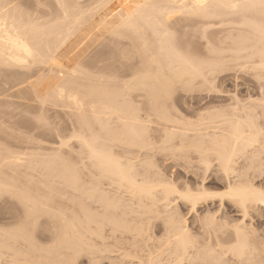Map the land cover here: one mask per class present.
<instances>
[{
	"label": "bare ground",
	"instance_id": "6f19581e",
	"mask_svg": "<svg viewBox=\"0 0 264 264\" xmlns=\"http://www.w3.org/2000/svg\"><path fill=\"white\" fill-rule=\"evenodd\" d=\"M10 1L0 0V64H1L0 69L2 70L3 67H5V69H3L4 72H2L1 70L0 72L3 74L4 73L7 74V76L9 74L8 77L6 76L1 77L0 75L1 79L4 78L3 80H0V127H3L2 129L3 131L0 130V137L3 135L4 137L8 138L7 136L8 134L13 133V135L11 134V136H14V132L16 134L15 125H17L18 127V123L16 121L14 122L13 119L15 120V117L19 116L20 115L19 113H21L22 111L23 112L28 111L26 114L32 113L33 115L32 114L30 115L33 116L32 118L34 119L36 118L34 121H35L36 126H38L39 120L42 121L43 118H46V115H45L46 113H44V110H43L45 109L43 108V106L46 103H49L50 104L49 106H51L50 109H49V106H47L45 110L46 112H48L47 110L55 111L59 109V111H63L64 116H66L65 113H67V115L70 114L71 117L75 116L78 119V121H81L80 122L81 125L79 124V122H76L77 120H75L74 123L73 122L72 123L70 122V123L73 124L74 127L75 125L77 127L80 125L81 127L79 126L77 129L81 128L80 131L83 130V133L85 129H82V127L86 128L87 131L90 130L88 131V133L89 132L91 133L92 129L96 128L95 129L96 131L94 130L95 132L92 131L93 133L91 134L89 133V135L87 134L88 138L90 136L89 140L87 136L79 137L78 135L81 134L79 131L77 132L78 135L76 137H79L77 140L79 142L81 141L82 143V144L80 143L81 146H80L79 151H81L82 149L81 147L83 146L87 150L86 157L89 159V161L90 160L92 161L91 165L87 167L90 168L93 165L94 166L93 168L98 169L96 170L97 172H99L100 170L102 174H100L99 177H101L102 180L109 181L108 179H103L102 178V175H103L104 178L114 179L118 182V189H117L118 190V197H117L118 205L115 204L117 205L116 207L115 206L113 207L114 204L110 205V203H113L114 201H116L114 199L116 198L115 196L114 198H111L112 201L114 199V201L112 202L108 199L110 198L109 197L110 195L107 198L106 196L108 194L105 195L106 191L104 190L105 192L104 193L102 191L103 189L100 188L101 186H99V188L96 189L98 186V183H100L101 181V179L99 181L98 175H95L98 177L97 179L98 183L96 182V180L95 181L93 180L92 183L95 182L97 184L94 183L92 184L94 186L91 185V188L96 186L94 188V192L95 190L96 192H98V190L100 192V189H102L101 190L102 193H100L99 195L101 194L105 195L104 197L110 201L108 203L109 206H111V209H109V211L112 210L113 208L112 212H114L116 211L114 208L117 209L118 207V215H117L118 219H115L114 215L112 216V214L114 213L110 211L112 213L111 214L109 211L106 210L105 205L107 204L103 205L104 209L102 208L104 210L103 211L104 214L102 217H105V218L111 217L112 219L114 218L113 221L114 220L118 221V223L116 222L118 224V242H120L121 240L124 241L125 239L123 240L122 237H125L127 234L129 233L135 234V232L137 234L138 231L142 232V234L146 236V234L144 233H146L147 231L149 232L150 226H153L155 223H157L156 221H158V224L160 222V224L162 225L161 232L164 233V238L162 239L163 241L162 243H160L161 242L160 240V242H158L157 246L155 245V247L153 243H151L153 246L152 245L150 246H152L153 251L152 249H150L151 248L150 246H148L149 250L146 249L147 252L149 253L147 254L143 253L145 252L144 249H142L144 250L143 252L140 251V253H143V256L144 254L145 255L149 254L147 257L140 256L141 254L137 250H135V252L133 250L132 252L134 253L132 255L131 251L127 253V251H122L120 249L123 252L122 253L123 255H120V256L122 257L124 256V257L119 258V259H122L123 261L121 262L119 260L120 262L119 264H125L124 261L128 262V260H123L125 259V257H127L128 259L131 258L129 260L136 259L137 261L134 260V264L135 263L137 264H264V237H263V233L262 235L259 234V228H261V226H263L262 224L264 223V220L263 221L261 220L262 212L264 213V171L259 170V165L260 164L263 165L262 163H264L263 162L264 154H262L264 153V142H261L260 145L256 144L259 146L255 148L254 150L252 149L253 147L251 146L252 144L255 145V142L258 141L257 139H259V137L260 139H264V136L263 138L261 137L262 131H260L261 133L259 132L260 134H258L257 129L261 130L260 124L258 123L259 126L258 128H256L257 127V126L255 127L256 122L254 123L252 121V118H251V122L254 123L255 128H250L249 130L250 132H251V129L253 131L257 130L256 134L258 136L255 135V132L254 133L251 132V134L253 133L251 136V134L246 132L247 130L244 131L245 123H247L246 124L247 127L248 126L251 127V125H253V123L249 125L251 122L249 121L248 123V120H247L249 119L248 117L250 116V115L249 116L247 115V112L249 113V109H252V107L250 106L251 108L249 107L247 109V106L245 104L246 108L244 109H245V112L247 109V112L244 113V115L246 114V116H244L243 119L244 118L246 119L247 116L248 117L246 119L247 122L244 119L245 120V121L243 120L244 124L243 123L241 124V122H243L242 118L240 117L239 119V117H237L240 114H238L237 108H236L237 112H235L236 110L234 107L235 106L238 107V105L240 106L244 105V103L236 104L235 101L237 102L238 100H237V97L235 96V99H232L234 100L232 101L233 104L231 103L232 105L231 104L229 105L233 108L234 113L232 112L229 113L230 109L232 111L231 107L227 111L228 114L231 115V118L230 116L226 114V112H223L222 110L221 111L219 110V111L221 113L222 112L225 113L226 115L224 114H223L224 116L219 115L220 113L218 114V112H217L218 115H213V113H211L212 115H210L209 111L211 109L209 110L207 109L209 117L204 116L205 118L203 117L204 118L202 119L203 121H201V118L199 117L200 119L198 120L200 121L199 122L196 121L197 125H199V123L201 122L206 123L204 127H200L204 123H202L199 126L196 125L197 128L200 127V129L199 130L197 129V132H196V134L198 133L197 137L195 136L194 132L190 134V131H188L187 129L191 137L193 135L196 137V139L199 137L198 138L199 140L197 139L198 141L195 139L194 136H193L194 141H193V138L192 140H190L188 137H186V135L183 136L186 130L182 129V132L183 130L185 131L183 134L181 133L182 136L185 139L188 138L190 140V144H188L189 140L188 141L184 140L185 143L183 142V140H181L184 138H179L180 139L179 142H183V145L187 144V146H191V143L193 145V142H194L197 144V145L194 144L195 145L194 148H192L194 145L192 147L181 145V148L179 150V147H178L180 146L179 144L175 145L178 147L177 149V147L172 146L175 143L172 142V145H168L166 143L168 147L172 146L170 149L175 148L176 151L175 150L173 151V149L172 150L167 149L168 147L166 145H165L167 147L166 149L162 148L161 151H159V149H156L157 146L156 147L154 146V148H148L149 149V150L147 149L148 152L141 153L142 159H139L140 152H136V151L133 152L135 154L139 153L137 155H134L131 153L134 146L138 147V149L141 150L143 148H147L148 146H152L153 142H151L150 144L147 142V139H148L147 135L148 137L150 136L148 133H146L148 129L146 130V128L142 124V121L140 122L139 115L137 116L138 113L136 111H138L139 109L137 108V110L134 111L133 109H136V108H133L131 106H135V104L131 105L132 103H130L131 106L129 105L130 99L131 100L133 99L132 98L133 92L135 93L141 92L145 95V97H147V100L148 99L150 100V101L148 100L149 102L148 101L147 102L148 104L151 103L150 105H151L152 111L154 110L159 115H163V113L166 111V114L163 116L168 117L167 115L170 113L167 111V109L164 111V109L166 108V107L164 108V106H165L166 101L168 104L169 99H170V103L171 101H173L174 98L172 99V96L174 95V92L177 89L175 88L177 84L179 86L180 84L181 85L189 84V86L194 87L195 85H193V82L194 81L197 82V79H198L200 81V84L203 86V90H209V89L213 90V88L215 89V87H212V86L210 88L207 87L208 89L207 88L204 89V87L207 86L206 84H208V86L209 84H212L213 80L215 79L214 74L215 73L217 74V71L221 72L222 70L224 71L228 68V67L226 68L224 64L225 61L227 60H228L227 62L229 63L231 61L234 64L233 65L231 63V65L233 66H236V65L237 67L238 65L241 66V69L244 66L247 67L248 65H250V67L257 69L259 70V72L262 73L264 71V0H52V1H55L53 6L56 5L55 7L57 8L56 10L55 7H53L54 13H56L57 15L60 14V16L54 15L52 11L51 15H54L53 16L54 19L52 20H50V18H48L47 16L48 14L50 16L49 12H46L45 14L47 15L44 14L45 16H42L43 14L40 15L41 14L40 12L43 13L45 11L44 8H43L44 11H42L41 9H38L39 14L36 12L38 16L40 15L39 16L40 18L37 15L35 17V14L32 15L30 12L27 11L30 15L34 16L35 20L32 16L31 17L33 19L30 18L28 13L26 14L25 9L23 10L26 16H24L25 14L24 12H22L23 11L22 8L26 6L21 7L22 4L19 5L20 7L18 8L19 10L17 11L15 10L17 8H14L17 5L16 4L13 5V3L15 2L12 3ZM43 1L45 2V4L48 5V3L46 2L47 0H43ZM39 2L40 0H38V2L36 0L34 7ZM43 6L45 7V5ZM51 6L52 5H50L49 8ZM36 7L41 8L39 5H37ZM14 10L17 13H15ZM35 11H32V12L34 13ZM21 12L23 14H21ZM18 13L20 15H18ZM46 16L47 18H45ZM180 35L181 37L183 35L185 36L184 40H186V38L188 37L187 35H190V37H188L190 39L195 38L193 36H196V37L198 36L199 37L198 39L201 38L199 41L204 42V45H201L202 47H204V48H201L203 54H201V56L199 55L200 57L198 55H194L193 53L195 51L193 52V48L192 47L190 48V45H191L190 41L192 39L191 40L187 39V41H185V44H182L181 42H183V40H181L180 42L178 41V39L179 38L181 39V37L177 38V36H180ZM188 41L190 45L189 44L186 45ZM189 48L191 51H189ZM198 50L200 49L198 48L197 51ZM227 62H226V65L228 64L227 66H229V63ZM32 64L33 65L38 64L37 66L39 67L43 66V68H46V70L40 69L41 72H39L40 70L38 72L41 75V77L40 75H38L40 78L37 77V79L40 81L45 77L41 82L44 83L45 81L46 84L44 83L43 85L42 83L37 82L38 80L36 78H35L36 79L35 81L33 77L32 79L34 80V82H32L33 81L32 79H30L32 80L31 82H28L29 70L26 71L27 77L23 75L26 73H21L23 77L28 78V80L26 79L27 83L24 81L25 79L23 80L22 78H19V80L21 79L23 81L21 80L16 81V79L20 76L19 75L20 73L18 72L19 74H17L16 72L17 69H13L12 67H16L18 68V70L20 68L19 71H21V69L23 68L27 69L28 67L33 66ZM10 68H12L13 72H10L12 71ZM93 69L94 70L96 69L97 71L96 70L94 71ZM24 70L22 71L24 72ZM89 70L93 71V73H91ZM105 71L108 73L107 80L113 79L111 81H114V79L116 78L118 80L117 81L118 85H116L117 82L114 83L110 81L111 83H114V84L110 83V86H108L107 84L108 82H106L104 84L105 85L107 84L108 88L105 87V85L102 83L103 80L104 81L106 80V79H103L105 78L104 76ZM53 73H56V74L53 75ZM101 74H103V78ZM257 75L259 76L258 79H261V77L264 78V76H261V74L259 75V73ZM201 85H198L199 86L198 88H200ZM185 86L182 85L183 88H185ZM186 88L188 89L189 87L187 86ZM23 92H28L27 95L29 97L32 96L31 101H30V98L28 100L35 104V105L33 104V107L31 104H30L31 106L29 105V102H25V103L23 102V100L27 101V99L26 100L24 99L26 94L24 93L25 96H23ZM143 94H141V97H143L144 99ZM130 96L131 98L128 99ZM134 97H136V94H134ZM240 101H238V103ZM250 102L251 101H249L248 103ZM28 106L31 108H29ZM226 107H228V105ZM205 108H208V107H205ZM209 108L214 109V111L213 110L212 111L216 113L215 108H213L212 106L211 107L209 106ZM13 110H15L16 114L19 112L18 115H15ZM148 110H149L148 112H151L150 109ZM223 110H227V109H223ZM204 111L206 112V110ZM56 112L58 113V111ZM205 112L204 114L207 115V112L206 113ZM239 112L241 113V107H240ZM242 113L241 115H243ZM40 114H42V116H45V117L40 119V117H42L40 116ZM12 115H15V116H12ZM30 115L28 116L26 115L25 117L29 118ZM159 115L155 117H158ZM4 116L5 117L7 116V120L8 122H11L12 126H10L9 124H8L9 126L5 124L3 120ZM21 116H23V114ZM112 116L115 117L114 121L116 123L119 122L121 126L119 124L118 125L120 127L118 126L117 128L116 123L113 124L114 122L110 119V117L112 118ZM259 116L261 117V114ZM9 117L12 119L9 120L8 119ZM75 117L71 118L72 121L75 119ZM91 117L94 119V120L92 119V121L98 122V124L100 125L98 126L100 128L96 127L97 123L96 125H93L95 124V122H91V119H90ZM166 117L165 119H167L168 121L171 115L169 118H166ZM32 118H29V120L31 121ZM87 118L90 121H87ZM162 118L163 117L160 118L159 116L158 120L159 119L161 120ZM116 119L118 121H116ZM219 119L220 121H218ZM11 120L13 121V124ZM27 120L28 119H26V121ZM253 120H256V119H253ZM26 121H22V124L20 123L19 125H22L24 127V124H26L25 127L27 126L29 131L33 132L34 131L33 129H35V124H33L34 123L33 119H32V123L29 122L31 123L30 124L31 126L27 125ZM109 121H112L113 125ZM162 121H164V119ZM23 122H26V123L23 124ZM90 122L91 124L93 123L92 125L95 127L93 128V126L90 125V128L88 129ZM108 122L110 124H107ZM167 123H170V121ZM194 123L195 122H193V125L195 126ZM191 124L192 123L190 122V125L187 124V126L189 127L191 126ZM109 125H112V126L109 127ZM225 125L228 126L229 129L225 127ZM4 126L6 127L5 128L6 130H8L7 128H9V130L10 128H12L13 129L12 131L14 132L12 131L11 132L8 131L10 133L4 132L6 131L4 129ZM28 126L32 127L33 129L32 128L31 129L33 131H31V129ZM42 126L44 125L42 124L41 126L39 125L38 127L43 128ZM113 126L115 127L112 129ZM23 127L20 126V130H23L25 128ZM247 127H245V129L249 128ZM27 128L25 129V131L27 130L28 132ZM39 128H37L38 130L35 129V131L38 132ZM98 128H99L98 131L101 130L103 132V135L101 134L102 133L101 131H100L101 133L97 131ZM115 128H117L118 131L115 130ZM201 128L203 129L201 130ZM72 129L75 130L76 127ZM163 130L166 131V128H164ZM76 131L77 130H75L73 133H75ZM21 132L22 131H20L19 134H16V135H21ZM37 132H33V135L31 133V135L33 136L32 138H35V140L33 139L34 141H36L38 137V135H36ZM97 132L98 134L100 133L101 136L100 134L97 135ZM83 133L81 135H83ZM104 133L107 136H109L108 138H110L111 136L109 140H111L112 142L115 141V143H117V140H118L119 145L123 146V148L125 146L122 145V143L127 145L126 146L127 149H128V146L129 147L133 146V148H129L130 151L127 150L126 153H123L121 150L123 148L119 149L121 147L119 146L118 149L121 150V152L118 150V160H116L117 156L116 158H114V154L112 155V153H110L111 149L109 148L110 147L109 145H107L108 146V149L106 148L107 150L104 149L106 147L105 142L106 144L107 143L110 144V141L108 140L107 136L105 138H107V141L109 142L103 141L104 136H105ZM177 133H180V131H177ZM24 134L23 136L25 137L26 135L27 136L30 135L29 133L27 134L24 133ZM75 134L71 136L75 137ZM85 134L86 133H84V135ZM35 135L37 137H35ZM164 135H166L167 138L172 139L171 134H168V135L163 134V136ZM177 135L178 134L175 133V136L178 138ZM23 136H21L22 137L21 140L25 138ZM93 136L95 137V139L97 138L95 144H94L95 139H93L94 138ZM102 136H103L102 138L103 140L101 139V142L104 145L100 144L101 143L100 141H98L99 143L97 142V140L100 139L98 137H102ZM173 136L174 135H172V137ZM28 137H26L24 141H26ZM11 138L15 139V136L10 137V139ZM29 138H31V136ZM91 138L93 139L92 141H90ZM173 138L175 139V137ZM12 139L10 140L11 142L14 141V139L13 141ZM17 139H20V138L18 137ZM5 140L6 138L4 139V143H5ZM31 140L29 141V143L26 142V144L30 146L31 142L33 141ZM10 141L9 143L7 142L8 143L7 146L10 145L11 143ZM34 141L32 142V144L35 143ZM18 142L16 143V141H14L13 143H11V146H13L14 143L16 146H18L19 143L21 144V142L19 143ZM37 142L35 144L36 145L38 144L37 148L39 147L38 149L40 152V146H39L38 139H37ZM162 142L163 143L161 144H164L165 139H163ZM1 143L4 144L3 139ZM61 143L63 144V142ZM61 143L59 144L62 145ZM97 143L98 145H102V147L98 145L96 146ZM177 143L178 141L176 142V144ZM2 144H0V146ZM23 144H25V142ZM36 145L33 146L35 148H31L32 149L31 151L26 150L27 149V146H26L25 151H27V153L21 151V149L24 150L23 147L25 145L23 147H20L21 146L20 145L17 148V151L18 149L21 148L19 150L20 152L15 151L16 150L14 149L15 146L13 147V151H12L11 146L8 147L11 149H8L9 151H7V153H5L6 151L4 150H0V152L2 151L4 153V155L2 153H1L2 155L0 154V206L4 204L6 205V207L1 206L2 210H4L3 208L8 209L9 206H12L9 208L10 210H6V212L4 210L2 213L3 215L6 214L5 216L8 215V217H4L5 220L2 219L3 221H0V225L3 226V227L0 226V248L3 246L4 247L7 246L6 244H8V246L11 244L12 245L19 244V247H20V244H22L24 246H22L21 248L17 247L16 245L17 249L19 250L21 249L22 251L25 249H28L27 252H30L29 249L31 248L33 250L42 251L45 247L47 248L48 245L43 247V249H41L42 245L37 244V241H41V240H37V239L38 238L40 239L41 235L39 234L40 233L42 234V232L45 230L42 227H44L46 223L47 225L45 226V228H47V230L50 231L49 236H51L52 234L53 237L49 238L46 235L47 230L44 231L43 233L44 235L47 236L48 240L51 239L52 241L54 238L57 239L55 249H58V248L61 249V247H63L62 249H64L65 247L68 248L69 246H70V249H72L77 244L80 246L82 242L83 243L81 245L83 246L84 244H86L84 242L85 237H83L82 238L83 240H81V242L79 243L81 237L78 236V233H80V231L83 230V227H88L86 225H89L90 222L91 223L95 222V219H97L98 217L96 218V215L94 217V213H95L94 212L92 214L93 215L92 217H94L95 219L92 220L93 221L92 222L90 215H89L91 214V211L89 210L87 211L85 209L84 211L85 212L87 211L89 213L88 214L89 217L86 214L87 218L86 217L84 218L85 212H81L84 215V216L82 215L83 216V222H82V219L79 218L81 216H77L78 210L80 211L79 208L78 210H76L77 212L75 211L76 214L72 215L71 212H68L73 216L72 221L75 219V216L77 219V220L75 219L76 221L81 220V222L78 221V224L80 223L81 226H83L82 229L79 227L81 229L80 231H79V228H77L80 224L78 226L75 225L77 226L76 227L77 232L79 231L77 233L75 232L76 228L74 226V224H77V223H73L70 220L71 215L68 216L69 217L68 218L65 215L66 214L65 212H61L63 209H60V207L57 208L53 206V204L49 206L50 204L46 203L48 197L47 199L43 198L46 196L45 194L44 196L41 195L43 191H40V189L44 191L48 188H53V190L55 188L57 189V186L54 188L55 186L54 183L56 182L58 183V181H56L58 180V177L56 176V174L59 176L60 181L62 180L66 182L64 176L62 177L63 175L62 173L66 174L63 171L66 169H64L65 164L59 165V163L57 162L58 164L57 166H60L61 168L59 167L60 171L58 170L60 174L56 172L55 176L57 179L55 180L56 182H54L53 174L55 173V171L53 173L51 171L52 175H50V169L56 170V171L58 169V167L55 168L54 166L55 162L52 160L53 157L55 158L56 154L52 152L53 154H55L54 156L52 155L53 157L50 159L51 161H53L52 162L53 164L49 160L48 161H45L44 159L38 160L39 152L36 148ZM63 145L66 147L65 141ZM63 145H62V148H63ZM2 147L4 149L7 148L6 145H2L1 149H3ZM162 147L164 146L162 145ZM249 147L252 149L251 151L253 152L246 151V149ZM84 148L82 152L84 151L85 153L86 150H84ZM151 149L153 150L156 149V152L159 151L158 153L160 152L164 153V151L165 152L173 151L171 152L173 156L176 155L174 153H178L176 156L183 155L179 157H182V158L189 157L188 160L190 161V163L186 160V162L189 164V165L187 164L188 166L192 165L191 163H193V160H194V163H193L194 165L195 163H198L196 164L197 166L196 169L194 167V170L197 172L200 171L201 173L199 175L200 180L198 179L197 177L198 174L196 172L193 175L195 176V174H197L196 178L198 179L199 183L196 182L197 179L196 181L194 180L192 181V177H191V182H190V177H189L187 179H184L185 181L183 180L184 181L183 183L179 181L180 183H182L179 186L178 178H180V176L179 177L177 176L178 178L175 176L171 177V174L170 176L169 175L166 176L167 174L165 175V173H163L162 171L163 169H161L160 165H158L157 162H154L156 160L154 159H153L154 161L150 160L152 155L151 157L149 155H146L147 153L150 154L149 152ZM36 150L38 153L36 152ZM124 150L125 149H123V151ZM143 150L145 151L146 149H143ZM28 151H30V154H28ZM82 152H80L79 154L80 157H81ZM181 152L182 154H180ZM246 152H248L247 156L244 155V153ZM56 153L58 155L59 151ZM171 153L165 156L168 157L171 155ZM130 154L131 156L133 155V157L128 156ZM260 154L263 156V159ZM84 155L85 154H83L82 156ZM191 155H194L195 157L192 159L193 156L191 157ZM241 156H245V158L243 157L244 160L246 161L248 160L249 162L245 163L243 161V163H241V160H243L241 159L239 161ZM257 156H259V158L261 159L259 160L258 158H256ZM56 158H55V161L58 160V159L56 160ZM154 158H155V154H154ZM174 158L172 157L171 159L173 160L178 159V157H176L175 159ZM190 158L192 159V161ZM62 159L59 158L58 160L60 164L64 162L67 164L66 165L67 168L70 167V169L68 168L69 171L67 172L68 173L67 176L65 175L67 177L68 184L70 182L69 179L71 178L73 174L72 176L73 179H71L70 184L66 187L67 191L71 192L70 190H72L73 192L75 188H72V189L70 188L68 190V187L76 186L77 183H75L74 181L78 179L77 177L75 178V175L77 173L79 174L80 172H78L79 169L78 171L75 169L73 171L72 168L74 167L71 164H69L71 165L69 166L68 163L65 161H62ZM255 159L257 160V163H258V160L262 163L257 164ZM42 160L45 163L48 162L46 166L47 165L50 166V164H52L50 167L48 166L50 169L46 167V169L44 170V172L46 170L49 171V172L46 171V174L49 173L47 174L48 175L47 179L49 178V180L51 181V178L53 177L52 183L54 185L51 184V187H49L50 181H46L45 179L46 182H44L42 179L41 181L44 182L43 184V182L40 181L41 178L39 179L38 177L30 176V172L32 170H33V173H35L34 174L35 176H39L38 173L40 172V169H38L39 172L37 173V167L42 164L43 162ZM84 160L86 161V159ZM24 162L27 163L25 165L27 166L29 165L28 167L30 166L32 167V170L30 172L28 171L29 177L26 174L27 172L25 174L20 173L21 166L26 167L23 165ZM90 162L88 164H90ZM237 162L241 163V165L237 164ZM45 163L43 165H45ZM177 163L175 162V164ZM84 164L81 169L83 168L86 169L85 167L88 164H86L85 167H84ZM184 164L186 165V163ZM43 165L41 166L43 167ZM185 165H184V168L187 166ZM237 165L238 167H236ZM239 165L242 166V168L244 169H242L241 167L239 168ZM62 166L64 167L63 169H62ZM26 168L25 169L21 168V172L24 173L27 170ZM237 168H239V170H237ZM189 169L192 170L193 167L192 168L186 167V169L184 170L188 171ZM69 172L71 173L70 177H68ZM19 173L22 174V176H19L21 178L18 177ZM41 173L42 172H40V175ZM78 174L76 176H78ZM49 175L51 176V178L49 177ZM23 176L24 178L25 177H28L30 179L32 178V183L33 182L35 183L32 184L31 182H29L28 178H25L28 180L27 182L24 178L22 179ZM91 176L93 175H90V177ZM33 178L34 179L37 178L40 184H43V186L45 185V183L49 182L48 188L47 187H45L46 189H44L43 187L41 188V185H38L39 182L37 184V182L34 181ZM61 178H64V179H61ZM23 180H25L28 183L27 187H26V183ZM180 180H182V178H180ZM19 181H23L24 184L20 183ZM62 181H61V184L63 183ZM82 181H85V180L80 179V182ZM116 181L112 182L111 180L113 184H115L114 182ZM29 183L31 184L29 185ZM88 183H90V181H88ZM88 183L84 184L85 187L86 185H88L87 193L89 192L88 189H90ZM65 184H62L63 187L66 186ZM58 185H60V182ZM81 185L83 184H80V186ZM38 186H40V189L38 188ZM80 186L76 187L79 189L77 191H80L82 189V187L81 189L79 188ZM220 187L222 189H220ZM211 188L220 189V192L219 191L215 192L216 191L215 190L214 191L215 193H214L211 190ZM62 191H65V189ZM83 191L84 190L82 189L81 192ZM55 192L56 190L52 193L51 192L48 193L47 196L51 195L49 196L48 201L51 202L52 198L50 199V197H53L54 194H59ZM69 192H66L67 194L64 192V194L68 195ZM75 192H76V189H75ZM81 192L80 194L82 195ZM84 192L86 193V191ZM94 192H92L91 190L90 195H88V197H87V193L86 195L84 196L82 195V196L87 197V198L85 197V200L88 198L90 200L94 194L95 195L97 194ZM60 194L55 195V196L60 197ZM73 195L74 194H72L71 196ZM99 195L95 196V198L98 197ZM62 196L65 197L63 193L61 197ZM74 197H76V206H77L78 196H74ZM101 197H102V200L101 198L99 199V197L98 199L96 198L99 201V203L97 204L100 205L101 204L100 201L101 202L105 201L106 203L108 202L107 199L105 200L103 199V196ZM8 200L10 201L14 200L13 205L12 203L8 205V202H10ZM83 200L81 198V200H79V203L81 202L83 203ZM177 200L179 201V203L181 201L183 202L184 205H187L188 207L183 206L182 204L183 207L189 209V212L197 213L200 210L203 212L202 213L200 211V216H198L197 219H196L197 217L196 216L195 220H193V222L194 221L198 222V224H196L195 222L193 223L197 225L194 228L195 232L194 233L191 232L193 234L189 232L190 229L191 230L193 229L187 226V220L185 219L186 217L182 218L180 213L176 210L177 205H179V204H176ZM71 204L73 205V202ZM217 204L219 205L218 207L220 208V210L225 209L226 211L223 210L220 214H218V212H216L218 208L217 210L213 209V211L215 210V212L217 213V215L214 216L216 213L215 212L213 213L211 210ZM86 208L88 209V207ZM230 211L234 212V214H238L240 217L239 219V217L237 216L239 221L236 219L237 221L234 222L235 224L234 223L232 224L234 220L230 219L231 217H228L229 215L228 213H230ZM105 213H110L111 215L106 216ZM45 216L47 217L48 221L46 220L45 221L46 223L43 224L41 222L43 219L41 220V218L46 219ZM99 216L101 217V215ZM84 219L86 220L84 221ZM87 220H89V222ZM108 220L110 221L111 219L103 218L104 223L107 222ZM100 221L98 222L101 223ZM103 221H102V224H104ZM109 221L107 222V224L109 223ZM129 221H131V225L127 224ZM134 221L137 223H135ZM82 223H85V224L82 225ZM96 223H95V227H96ZM138 223H140L141 225H139ZM158 224L156 225L158 226ZM137 225H139V227H137L138 231L134 232V229L136 228L135 226ZM102 226L103 225H99L100 227L99 229H101ZM227 227H229L232 230L230 234H227V229H226ZM87 229H85V233L87 232L86 231ZM97 229L95 228L96 231ZM132 229H133V232H131ZM156 229L158 230L160 228H156ZM93 231H94V228H93ZM151 232H152L151 234H153V230ZM163 233H162V236H163ZM83 234L82 235L80 234V235L85 236ZM155 234L157 235V233ZM101 235L99 236L102 238ZM136 236L139 237L140 235L137 234L135 235V237ZM194 236L198 238H195ZM77 237L80 238V239L78 238L79 241ZM135 237L133 241L136 239ZM146 238L145 239L143 238L142 240L144 241V243H146L145 242ZM147 239L151 240L150 237ZM195 239H197L198 241H195ZM149 240H146V241H149ZM142 241L139 242L138 240L136 243H138L139 245ZM157 241L156 239L154 241L152 240L154 244H156L155 242ZM52 242H54L53 243L54 245L51 243L49 245V248H51V245L52 247L55 246L56 240L55 241L53 240ZM120 244L118 243V245ZM131 244L130 246H127L128 249L129 247L133 248L134 245H137V244H134L133 246H131ZM37 245L41 247L38 248ZM78 245L76 246L77 248H82V247H79ZM140 245L135 246V247H139V250H140V247L142 246ZM8 246L5 247L6 250H8ZM85 246H87V244ZM120 246L122 248V246L124 247L125 245H120ZM4 247H3V251H4ZM10 247L11 246H9V249L11 250L15 246H13V248L12 247L10 248ZM76 247H74V249H77ZM145 247L148 248L147 246ZM49 248L47 249V251L46 249H44L46 254H44V250L42 252H37V253L39 254L43 253L45 256L46 255L50 256V258L54 260V257L51 256L54 250H52V248L51 249ZM141 248H143V246ZM17 249L15 250L16 255L18 254ZM32 249H31V252L33 251ZM65 250H69V248ZM77 250H80V249H77ZM88 250L89 248L88 249L86 248V250L85 248L81 249V251H87V253H88ZM123 250L125 249L123 248ZM130 250L132 249L130 248ZM20 251H19V255H21ZM136 251L140 254L139 255L140 257H138V255L135 254L137 253ZM25 252L23 254H25ZM66 252L67 251H65V253ZM80 252L78 251L73 252V256L75 253L79 254ZM119 252L118 254H120ZM33 253H35V251H33ZM33 253L31 254L33 255ZM59 253L60 252H58V255ZM69 253H71V251ZM69 253H67V255H69ZM84 253H81V254L83 255ZM19 255L17 256V258L19 257ZM28 255L23 256L27 258V260L25 259V261H28ZM32 255L31 257H29L30 258L29 261H31L33 258L37 259L35 255L32 258ZM12 256L13 258L16 257L14 255ZM22 256L19 258L24 260ZM60 256L61 255H59L58 257ZM9 257L11 260V256ZM17 258H14V260ZM144 258H147V259L144 260ZM36 259L33 260L34 264H37L39 262V257H38V260ZM60 259L64 261L63 258H60ZM40 260L46 261L45 259L43 260L42 258ZM62 260H60L58 263L62 264L63 263ZM57 262L56 264H58ZM15 263H16V260H15ZM25 263H28V262H25ZM31 263L33 262L31 261ZM40 263L43 264V262H39V264ZM67 263L75 264L74 261L67 262ZM67 263L65 262V264ZM11 264H13V262ZM17 264H19L18 261H17ZM127 264H133V263L129 261V263Z\"/></svg>",
	"mask_w": 264,
	"mask_h": 264
},
{
	"label": "rangeland",
	"instance_id": "374dc122",
	"mask_svg": "<svg viewBox=\"0 0 264 264\" xmlns=\"http://www.w3.org/2000/svg\"><path fill=\"white\" fill-rule=\"evenodd\" d=\"M7 1H10V0H7ZM34 1L36 2V0H14V1L12 0V1H10V2H12V3L15 2V3H13V5H14V4L17 5V6L14 7V8H17V9H15V10H17V11L19 10V9H18V8L20 7L19 5L22 4L21 7L26 6V7L22 8V10L25 9V10H26V11H25L26 14H27L28 12H30L32 15L35 14V17H36V15H37L36 12L38 13V9H41L42 11L45 10L43 13L40 12L41 10L39 11V12L41 13L40 15L43 14L42 16L47 15V14H45V13H46V12H49V13H50V16H49V14H48L47 16H48V18H50V20L54 19V17H53L54 15H57L56 13H54V9H53V7L56 6V5L53 6L54 3H55V1L47 0V1H46V2L48 3V5H47V4H45V2H44L43 0H42V2H41V0H40V2L37 3V5H39L41 8H39V7L37 8V7H36L37 5L34 7V5H35V2H34ZM16 2H18V3H20V4H18V3H16ZM33 2H34V3H33ZM37 2H38V0H37ZM50 3H51V4H50ZM11 5H12V4H11ZM43 5H45V7H44ZM50 5H52V6H51L52 8H51V7L49 8ZM46 6H48V7H46ZM36 8H37V9H36ZM43 8H44V10H43ZM45 8H46V9H45ZM34 9H35L36 11H35ZM51 9H52V10H51ZM55 9L57 10L56 7H55ZM58 9H59V8H58ZM15 10H14V12H15ZM22 10H20V11H22ZM46 10H47V11H46ZM27 11H28V12H27ZM32 11H35V12L33 13ZM52 11H53L54 15H51V14H52ZM22 12H24V10H23ZM22 12H21V14H23ZM25 12H24V14H25ZM56 12H57V11H56ZM59 12H60V11H59ZM15 13H17V12H15ZM26 14H25L24 16H26ZM38 14H39V13H38ZM44 14H45V15H44ZM58 14H59V13H58ZM18 15H20V14L18 13ZM18 15H17V16H18ZM28 15H29L30 18H32V17L34 18V16L30 15L29 13H28ZM40 15H39V16H40ZM31 16H32V17H31ZM37 16H38V15H37ZM39 16H38V17H39ZM42 16H41V17H42ZM47 16H46L45 18H47ZM57 16H60V14L57 15ZM19 17H21V16H19ZM55 17H56V16H55ZM21 18H23V17H21ZM33 18H32V19H33ZM39 18H40V17H39ZM39 18H38V19H39ZM34 20H35V18H34ZM47 21H48V20H47ZM177 34H178V33H177ZM177 34H175V35H177ZM185 34H186V33H185ZM185 34H184V35H185ZM175 35H174V37H175ZM178 35H179V34H178ZM184 35H183L182 37H181V35H180V36H177V38H178V37H181V39L179 38L180 40L178 39L179 42H180L181 40H183V42H181L182 44H185V41H187V39H190V38H188V37H190V35H187L188 37L186 36L187 38H186V40H184V38H185ZM193 37H195V38H191L192 40L190 39V40L192 41V42L190 41V44H191L192 46L189 44V41H188V43L186 42V43H187L186 45L189 44V45H190V48H191V47L193 48V52L195 51V52L193 53L194 55H198V56L200 55V56H201V54H203L201 48H204V47H202L201 45H204V42H203V41H202V42L199 41L201 38L198 39V38H199L198 36H197V37H196V36H193ZM182 38H183V39H182ZM190 48H189V51H191ZM198 48H199L201 51H200V50L197 51ZM194 49H195V50H194ZM198 52H199V53H198ZM191 53H192V52H191ZM198 56H196V57H198ZM200 56H199V57H200ZM225 60H226V59H225ZM229 60H230V59H229ZM227 61H228V60H227ZM227 61H225L224 64H225L226 68H227V67H228V68H227L226 70H224V71L222 70L223 72H222V71H221V72L217 71V74H216V73L214 74V75H215V79L213 80L212 84H209V86H208V84H206L207 86L204 87V89L207 88V87L210 88L211 86H212V87H215V89L213 88V90H212V89H209V90H203V86L200 84V81H199L198 79H197V82H196V81L193 82V85H195L194 87L189 86V84H188V85H187V84H182L183 86L186 85L185 88H186L187 86H188L189 88L191 87L190 89L193 88L192 90H190L189 88H188V89H187V88H186V89L183 88L181 84H180V86H179L178 84L175 86V88H177L178 90L176 89L177 92H176V90H175V92H174L175 97H174V95L172 96V99L174 98L173 101H171V103H170V99H169V100H168V104H167V101H166L165 106H164V108L166 107V108L164 109V111L167 109V111L170 113V114H168V112H167V114H168L167 116H168V117H166V116H165V117H166V118H169L170 115H171V117H170V119L172 118L171 120L169 119V120L167 121V119H165V117L163 116V115L166 114V111L163 113V115H159V114H158L157 112H155L154 110H153V111H154V112H153V111H152V108H151V105H150L151 103L148 104V102H149L150 100L148 99V100H149V101H148V100H147V97H145V95H144L143 93H141V92H137V93L133 92V95H132V96H133V97H132L133 99H132V100L130 99L131 96H130L129 98L126 97V98L130 99V101H129V105H130V103H132L131 105H134V104H135V106H131V105H130L131 107L136 108V109H133L134 111L137 110V108L139 109L138 111L141 110L140 112L136 111V112L138 113L137 116L139 115L140 122L142 121V124L144 125V127L146 128V130L148 129V130H147L148 132L146 131V133H148L150 137H148V135L146 134V135H147V138H148V139H147V142H148L149 144H150L151 142H153V145L151 144L152 146H148L147 148H143V149H146V150H147L148 148H154V146H155V147L157 146V147H159V148L156 147V149H159V151H161L162 148H163V149H164V148L166 149V148L168 147V145H172V142H173V143H175V144H173L172 146L177 147V146H175V145H178V144H179L180 146H178V147H179V150H180L181 145H183V142L185 143V141H186V140L188 141L189 139L192 140V138H193V141H194V137H195V136L197 137V135H198V133L196 134L197 129L199 130L200 127H204V126H205L206 123L201 122V123H199V125H201L202 123H204V124H202L203 126L201 125L200 127L197 128V127H196V125H197V122H196V121H198V122L200 121V120H198V119L201 118V121H203L202 119L205 118L204 116H206V117L208 116V117H209V114L212 115L211 113H213V115H218V114L220 113L219 115H222V116H224V115L227 114V115L230 116V118H231V115H229L227 111H228L229 108L231 107V106H229V105L232 103V101H234V100H232V99H235V96L237 97V100H238V101L241 100L239 103H238V101H237V102L235 101L236 104H243V103H244V105H241V106L238 105V107H236V106L234 107L235 110H236V108H237V110H238V114L241 115V113L243 112V113H242L243 115H241V116L238 115L237 117H239V119H240V117H241V118H242V121H243V120L245 119V118L243 119V117L246 116V114L244 115V113H246V112H247V109L251 106L252 109H249V113H250V114L247 112V115H248V116L250 115L249 117L247 116L249 119H247V117H246V119L248 120V123H249V121L251 122V118H252V121H253L254 123L256 122V123H255V124H256L255 127L257 126L256 128H258V126H259V124H260V127H261L260 129H261V130L257 129V130H258V131H257V130L254 129L255 131H253V130L251 129V132H253V133L255 132V135H257V134H256V131L258 132V134H260V133H261L260 131H262L261 137L263 138V136H264V130H263V128H264V122H263V121H264V78L261 77V76H264V73H263L264 71H263V69H262L263 72L261 73V72H259V70L250 67V65L247 66L249 69H248L246 66L242 67V69H241V66H239V65H238V67H237V65H236V66H233L234 64H233L231 61H230V63L227 62ZM226 62L229 63V66H227L228 64L226 65ZM231 63H232L233 65H231ZM32 65H33V64H32ZM34 65H36V64H34ZM34 65L28 67L27 69H26V68H23V69H21V71H19L20 68H19V70H18V68H16V67H12L13 69H17V71H16L17 74L20 73L19 75L21 76V77L19 76V77L16 79V81H20L21 79L19 80V78H22L23 80L25 79L24 81L27 83L26 79L28 80V78H29L28 82H31V81L33 80L32 77H33L34 80L36 81L37 77H39L38 75H40V74H39V72H41L40 69H45V70H46V68H43V66H40V67H39V66H37L38 64H37L36 66H34ZM0 66H1V64H0ZM230 66H231V68H230ZM35 67H36V68H35ZM38 67H39V68H38ZM236 67H237L238 69H237ZM0 68H1V67H0ZM12 68H10V69L12 70ZM30 68H31V69H30ZM54 68H55V67H54ZM224 68H225V67H224ZM243 68H244V70H243ZM3 69H5V67H3ZM3 69H2V70L0 69V70H1L2 72H4ZM24 69H26V70H24ZM56 69H57V68H56ZM58 69H59V68H58ZM230 69H231V70H230ZM234 69H235V70H234ZM240 69H241V70H240ZM246 69H248L249 71L246 70ZM22 70H24V72H23ZM28 70H29V72H28V78H26V77H27V76H26V75H27L26 71H28ZM30 70H31V71H30ZM39 70H40V71H39ZM45 70H44V71H45ZM93 70H94V69H93ZM95 70H96V69H95ZM95 70H94V71H95ZM242 70H243V71H242ZM14 71H15V70H14ZM32 71H33V72H32ZM38 71H39V72H38ZM44 71H43V72H44ZM89 71H90V70H89ZM89 71H88V72H89ZM96 71H97V70H96ZM237 71H239V72H237ZM260 71H261V70H260ZM10 72H13V70L10 71ZM16 72H15V74H16ZM18 72H19V73H18ZM46 72H47V71H46ZM90 72L93 73V71H90ZM21 73H26V74H23V75H25L26 77H23V76L21 75ZM44 73H45V72H44ZM44 73H42V74H44ZM95 73H96V72H95ZM220 73H221V74H220ZM258 73H259V75L261 74L260 77H261V79L263 78L262 80H261V79H258V77H259V76L257 75ZM4 74H5V73H4ZM4 74L0 72L1 77H5V76L8 77V76H9V74H8V76H7V74H5V75H4ZM54 74H56V73H53V75H54ZM89 74H90V73H89ZM110 74H111V72H110ZM110 74H109V75H110ZM36 75H37V76H36ZM91 75H93V74H91ZM101 75H102V78H103V74H101ZM256 75H257V76H256ZM43 76H45V75H43ZM43 76H42V78H43ZM104 76H105V78H103V79H106V80H105V81L103 80L102 83L104 84V83L108 82V83H107L108 86H110V83H111V82L116 83V82L118 81L116 78L114 79V81H111V80H113V79H109V80H107V78H108V73H107L106 71H105ZM30 77H31V78H30ZM40 77H41V75H40ZM40 77H39V78H40ZM35 78H36V79H35ZM42 78H41V79H42ZM44 78H45V77H44ZM44 78H43V79H44ZM109 78H110V77H109ZM256 78H257V79H256ZM3 79H4V78H3ZM3 79L0 78V80H3ZM30 79H32V80H30ZM43 79H42V80H43ZM23 80H21V81H23ZM34 80H33L32 82H34ZM37 80H38V79H37ZM42 80H41V81H42ZM41 81L38 80L37 82L42 83ZM110 81H111V82H110ZM257 81H258V82H257ZM259 81H260V82H259ZM44 83H45V81H44ZM44 83H42V84L44 85ZM114 83H111V84H114ZM196 83H197V84L199 83L198 85H201V86H200L201 89L198 88L199 86H198ZM45 84H46V83H45ZM107 84H106V85L104 84L106 88H108ZM116 85H118V82H117ZM193 85H192V86H193ZM196 85H197V86H196ZM117 87H118V86H117ZM181 87H182V88H181ZM175 88H174V89H175ZM117 89H118V88H117ZM181 89H182V90H181ZM207 89H208V88H207ZM107 90H108V89H107ZM118 90H119V89H118ZM120 91H121V90H120ZM24 93L26 94V96H25ZM27 93H28V92H23V96L26 97V98L24 97V99H25V100L27 99V101H24V100H23V102H24V103H25V102H29V105L31 104L32 107H33V104H34V103L30 102L32 96L29 97V96L27 95ZM175 93H176V94H175ZM134 94H136V97H134ZM141 94L144 95V99H143V97H141ZM27 96H28V98H27ZM29 98H30V101L28 100ZM124 98H125V97H124ZM172 99H171V100H172ZM250 99H251V100H250ZM125 100H126V99H125ZM252 100H253L254 102H253ZM131 101H132V102H131ZM147 101H148V102H147ZM247 101H248V102L251 101V102L248 103ZM127 102H128V100H127ZM241 102H242V103H241ZM209 103H210L211 105H210ZM235 103H234V104H235ZM261 103H262V104H261ZM166 104H167V105H166ZM232 104H233V103H232ZM232 104H231V105H232ZM236 104H235V105H236ZM245 104H246V106H247L246 112H245V109H244V108H246V107H245ZM26 105H28V104H26ZM31 105H30V106H31ZM34 105H35V104H34ZM45 105H46V106H45ZM45 105L43 106V108H45V109H43V108H42V109L44 110V113H46V114H45V115H46V118H43V117H45V116H42V114H40V116H42V117H40V119L43 118V120H42L43 122H42L41 120H39L40 123L37 121L38 124H39L40 126H41L42 124L44 125V126H42L43 128L40 127L41 129L38 127V126H39L38 124H37L38 126H36L35 121H34L36 118L34 119V118H32L33 116L30 115V114H32V113H30V114H26L28 111L23 112V111L21 110V111H22L21 113L18 112V111H20V110L17 111L20 115H19V116H16V117H15V120L13 119V121H14V122L16 121V122L18 123V127H17V125H15V126H16V130H15V131H16V134H19V132L22 131V132H21V135H16L15 132L12 131V130H13L12 128H10V130H9V128H7L8 130L5 129V128L7 127L8 124H9L10 126H12V125H11V122H8V120H7V116H6V117L4 116V119H3V118H2V119L4 120L5 124H7L6 127L4 126V129L6 130V131H4V132H8V131H10V132H11V131L14 132V136H15V139H16V140H15V139L13 138L14 141H16V143L19 141V142H21V144L18 142V143H19L18 146H16L15 143H14V145L12 144L13 146H11V143L14 142L12 138H11V139H12L13 142L10 141V140H11L10 137H14V136H11V134L13 135V133L8 134V135L5 133V134L8 136V138H7V137H4V136L2 135V136L0 137V138H1V139H0V140H1V141H0V144H2V143H1V142H2V139H3V143H4V139L6 138V140H5V143H6V144L4 143V144H2V145H6L7 148L4 149V148L2 147L3 149H1V146H2V145H1V146H0V150H4V151H6L5 153H7V151H9L8 149H11V148H12V151H13V147L15 146V147H16V148L14 147V149H16L15 151H16V152H20L19 150H20L21 148L18 149V151H17V148H18L20 145H21L20 147H23V146L25 145V146L23 147L24 150L21 149V151L27 153V151H25V149H26L25 147L27 146V149H26V150H30V151H31V150H32L31 148H35V147H33V146L36 145L35 143L37 142V139H38V141H39V146H40V152H39V149H38L39 147L37 148V145H38V144L36 145V148H37V150H38V152H39V153H38L37 150H36V152L38 153V160H39V159H44L45 161H48V160L51 161L50 159L56 154V156H57V158H56V156H55L56 160H57V159L59 160V158H60V159L63 158L62 161H65V162L68 163V165L71 164V165L74 167V168L71 167V168L73 169V171H74V169L77 170V171H78V169H79L78 172H80V173H79V174L77 173L78 176H76L77 174L75 175V178L77 177V179H78L79 181H78V180H76V181H78V182L74 181L75 183L78 184V186H80V184H83V185H81L79 188L81 189V187H82V189H83L84 191H86V193H87V186H88V185H86V187H85L84 184H87L88 181H90L91 184L88 183V184H89V187H90V189L92 190V192H94V188H95L96 186H95V187H92V188H93V189H92V188H91V185L95 183V182H94V183H92V182H93V180H94V181L96 180V182H97V181H98L97 179H98L99 175L102 174V173L100 172V170H99V172H97L96 170H98V169H97V168H93V167H94L93 165L91 166L93 169H92L91 167L88 168V167L91 165L92 161L90 160V161H91V162H90L89 159L86 157V155H87V150H86L83 146L81 147V148H82L81 151H79V150H80V146H81L82 143H81V141L79 142V141L77 140L80 136H84V137H86L87 134L89 135L90 132L88 133V131H90V130L87 131L86 128L82 127V129H85V130H84V133H86V134L84 135L83 130L80 131L81 128L77 129V128L81 125V124H80L81 121H78V119H77L75 116H72L73 118L75 117V119L72 121V119H71L72 117H71L70 114L67 115V113H65L66 116H64L63 111H59V109H57V110H55V111H53V110H47L48 112H46L45 110H46L47 106H49L50 104H49V103H46ZM148 105H149V106H148ZM227 105H228V107H226ZM252 105H253V106H252ZM136 106H137V107H136ZM144 106H145V107H144ZM167 106H168V107H167ZM209 106H210V107L212 106L213 108H215V109H216V113H214V112H213L214 109L209 108ZM215 106H216V107L218 106L217 108H219V109H217ZM242 106H243V108H242ZM28 107H29V106H28ZM149 107H150V108H149ZM205 107H208V108H205ZM222 107H224V108H222ZM240 107H241V113L239 112ZM251 107H250V108H251ZM261 107H262V108H261ZM14 108H15V107H14ZM14 108H12V109H14ZM29 108H31V107H29ZM50 108H51V106H49V109H50ZM52 108H53V107H52ZM231 108H232V107H231ZM12 109H11V110H12ZM16 109H17V108H16ZM16 109H15V110H16ZM53 109H54V108H53ZM148 109H150L151 112H148V111H149ZM207 109H208V110L211 109V110H210L211 112L209 111V114H208ZM223 109H227V110H223ZM15 110H13V111H14V114H15V115H18V113H17V114L15 113ZM43 110H42V111H43ZM146 110H147V111H146ZM204 110H206L207 115L204 114V112H205ZM212 110H213V111H212ZM219 110H220V111L222 110L223 112H226V114L223 113V112L221 113ZM237 110H236L235 112H237ZM251 110H252V111H251ZM51 111H52V112H51ZM56 111H58V113H57ZM250 111H251V112H250ZM60 112H61V113H60ZM64 112H66V111H64ZM136 112H135V113H136ZM206 112H205V113H206ZM217 112H218V114H217ZM230 112L234 113V112H233V108H232V111H231V109L229 110V113H230ZM261 112H262V113H261ZM53 113H54V114H53ZM154 113H155V115H154ZM232 113H231V114H232ZM22 114H23V116H21ZM50 114H51V116H50ZM151 114H153V115H151ZM200 114H201V115H200ZM202 114H203V115H202ZM223 114H224V115H223ZM236 114H237V113H236ZM258 114H259V115L261 114V117H260ZM15 115H12V116H15ZM26 115H27V116L30 115L29 118H32V119H33V121H34L33 124H35V129L39 128V131H38V132L35 131V129H33L32 127H30V126H31L30 124L32 123V119H31V121H30L28 117H27V118L25 117ZM32 115H33V114H32ZM69 115H70V116H69ZM148 115H149V117H150V115H151V117L149 118ZM157 115H159L160 118H161V117H163V118H162L161 120L159 119V120H160V121H159V120H158L159 116H158V117H155V116H157ZM12 116H10V117H12ZM146 116H147V117H146ZM10 117L8 118L9 120L12 119V118H10ZM17 117H18L19 119H18ZM24 117H25V119H24ZM47 117H48V118H47ZM66 117H67V119H66ZM69 117H70V118H69ZM88 117H89V116H88ZM199 117H200V118H199ZM203 117H204V118H203ZM258 117H259V118H258ZM5 118H6V120H5ZM13 118H14V117H13ZM38 118H39V117H38ZM114 118H115L114 116H112V118L110 117V119L114 122L113 124L116 123V122L114 121V120H115ZM228 118H229V117H228ZM228 118H227V119H228ZM230 118H229V119H230ZM262 118H263V119H262ZM23 119H24V120H23ZM26 119H28L29 121H28V120L26 121ZM44 119L47 120V121H45ZM90 119H91V122H95V121H92V119H93L92 117H91ZM163 119H164L165 122L162 121ZM246 119H245V120H246ZM253 119H256V120H253ZM3 120H2V121H3ZM18 120H19V121H18ZM75 120H77L76 122H79V124H80L78 127L75 125V127H76L75 130H77V131L75 132L76 134L73 133L75 130L72 129V128H75V127H74L73 124H71L72 122L74 123ZM93 120H94V119H93ZM172 120H173V121H172ZM174 120H175V121H174ZM245 120H244V121H245ZM247 120H246V122H247ZM11 121H12V120H11ZM13 121H12V124H13ZM20 121H21V122H20ZM22 121H26V122H27V125H30V126H28V127H29L30 129L32 128V129L34 130V131H33V130L31 129V131H33V132H37L36 135H38V137L35 135V137H37L36 141H34L35 138H32V137H33V136H32V135H33V132H30L29 129L27 128V126L25 127L26 124H24V123H26V122H23L25 128H24L22 125H19L20 123L22 124ZM44 121H45V122H44ZM87 121H90V120L87 118ZM112 121H109V122L112 124ZM116 121H118V120L116 119ZM166 121H167V122L170 121V123H167ZM171 121H172V122H171ZM218 121H220V119H219ZM240 121H241V120H240ZM244 121L241 122V124H242V123L244 124ZM29 122H31V123H29ZM41 122H42V124H41ZM70 122H71V123H70ZM91 122L89 123L88 129L90 128V125L93 126V125H96V123H97L96 127H99V126H100V125L98 124V122H95V124L92 123L93 125L91 124ZM109 122H108L107 124H110ZM173 122H174V123H173ZM188 122H189V123H188ZM190 122H191L192 124H191V126H189V127H190V128H189V127L187 126V124L190 125ZM193 122H195V123H194L195 126L193 125ZM253 122H251L249 125H251ZM17 123H15V124H17ZM53 123H54V124H53ZM221 123H223V122H221ZM221 123H220V124H221ZM254 123H253V125H251V127L248 126L249 128L246 126L247 123H245V127H247L248 129H245V127H244V131L247 130L246 132L249 133V134H251V132H250L249 129H250V128H255V127H254ZM258 123H259V124H258ZM46 124H48V125H46ZM113 124H112V125H113ZM118 124H119V122L116 123L117 128H118V126L120 125V124H119V125H118ZM185 124H186V125H185ZM220 124H219V125H220ZM9 125H8V126H9ZM77 125H78V124H77ZM98 125H99V126H98ZM112 125H109V127L112 126ZM199 125H197V126H199ZM20 126L23 127L24 129L21 128V129H23V130H20ZM32 126H33V125H32ZM70 126H71V127H70ZM72 126H73V127H72ZM120 126H121V125H120ZM120 126H119V127H120ZM166 126H167V127H166ZM252 126H253V127H252ZM36 127H37V128H36ZM80 127H81V126H80ZM94 127H95V126H93V128H94ZM114 127H115V126H113L112 129H113ZM163 127L166 128V131L163 130V129H164ZM225 127L228 128V126H226V125H225ZM242 127H243V125H242ZM14 128H15V127H14ZM26 128L28 129V132H27V130L25 131ZM58 128H59V129H58ZM70 128H71V129H70ZM91 128H92V127H91ZM99 128H100V127H99ZM99 128L97 129V131L99 130ZM117 128H115V130H117ZM121 128H122V127H121ZM191 128H192V129H191ZM193 128H194V129H193ZM227 128H226V129H227ZM2 129H3V127H0V130H2ZM95 129H96V128L92 129V131L95 132V131H96ZM182 129L186 130V132H185L184 130H183V132H182ZM187 129H188V131H190V134H191L192 132H194V133H195V136L193 135L194 137H193V136L191 137V135L189 134V132L187 131ZM190 129H191V130H190ZM202 129H203V128H201V130H202ZM228 129H229V128H228ZM19 130H20V131H19ZM37 130H38V129H37ZM73 130H74V131H73ZM94 130H95V131H94ZM201 130H200V131H201ZM248 130H249V131H248ZM2 131H3V130H2ZM2 131H1V132H2ZM18 131H19V132H18ZM23 131H25V132H23ZM78 131H79L81 134L83 133V135H81V134L78 135V133H77ZM85 131H87V132H85ZM92 131H91V133H93ZM100 131H101V130H100ZM100 131H98V132H100ZM117 131H118V130H117ZM163 131H165V132H163ZM168 131H169V133H168ZM170 131H171V133H170ZM177 131H180V133H177ZM10 132H8V133H10ZM98 132H97V135H99L102 131H101L99 134H98ZM184 132H185V133H184ZM259 132H260V133H259ZM22 133H23V134H24V133H26V134L29 133L30 135H28V136H29V137L31 136L32 140L34 139L33 141H34L35 143H33V144H35V145L32 144L33 141H32L31 138H29L27 135H26V137H28V138H27L26 141H24V140L26 139V137L23 136ZM31 133H32V135H31ZM38 133H39V134H38ZM91 133H90V134H91ZM175 133L178 134V135H177L178 138L175 136ZM181 133H182V134L184 133L183 136L186 135V137H188L189 139H188V138L185 139V138L182 136ZM194 133H193V134H194ZM253 133H252V134H253ZM2 134H3V133H2ZM73 134H75V137H72ZM95 134H96V133H95ZM101 134L103 135V132H102ZM101 134H100V136H101ZM104 134H105V133H104ZM163 134H167V135H168V134H171V138H172L173 140L170 139V138H167L166 135H164V136H165V138H164ZM179 134H180V135H179ZM252 134H251V136H252ZM24 135H25V134H24ZM71 135H72V136H71ZM77 135H78L79 137H76ZM92 135H93V134H92ZM92 135H91V136H92ZM97 135H96V136H97ZM172 135H174L173 137H175V139L172 137ZM246 135H247V134H246ZM17 136H18L20 139H17V138H18ZM21 136H23V137H25V138H24L23 140H21V138H22ZM94 136H95V135H94ZM94 136H93V137H94ZM106 136H107V135L105 134V136H104V140L102 139L103 136H102V137H98V138H100V139L97 140V142H98V141L101 142V139H102L104 142L107 141V138H108L109 136H107V138H105ZM179 136H180V137H179ZM257 136H258V135H257ZM3 137H4V138H3ZM16 137H17V138H16ZM93 137H92V138H93ZM117 137H118V136H117ZM117 137H116V138H117ZM190 137H191V138H190ZM196 137H195V139H196ZM87 138H88V136H87ZM89 138H90V136H89ZM89 138H88V140H89ZM92 138H91L90 141H92L93 139H95V137H94L93 139H92ZM110 138H111V136H110ZM110 138H108V140H109ZM149 138H150L151 140H150ZM176 138H177V140H176ZM179 138H184V139H181V140H183V142H179V140H180ZM198 138H199V137H198ZM198 138H197V139H198ZM257 138H258V137H257ZM8 139H10V140H8ZM96 139H97V138H96ZM96 139H95L94 144L96 143ZM163 139H165V142H164V144H161V143H163V142H162ZM169 139H170L171 142L169 141ZM197 139H196V140H197ZM20 140H21V141H20ZM30 140H31L32 142H31V145L29 146L28 144H26V142L29 143ZM116 140H117V139H116ZM166 140H167V142H166ZM174 140H175V142H174ZM184 140H185V141H184ZM190 140L188 141V144H190ZM198 140H199V139H198ZM198 140H197V141H198ZM257 140L259 141V143H258V141H256V142H255V145H253V144L251 145V146L253 147V148H252L253 150H254L255 148H257V147L260 145L261 142H264V141H263L264 139H260V137H259V139H257ZM9 141H10L11 143H10L9 146H7L8 143H9ZM59 141H60V142H59ZM64 141H65V145H66V147L63 145V144H64ZM109 141H110V144H108V143L106 144V142H105L106 147H105V148L103 147V148H104V149H106V148L108 149V146H107V145H109V146H110L109 148L111 149L110 153H112V155L114 154V158H116V156H117V159H116V160H118V150L121 149V148H123V146L119 145L118 140H117V143H115L114 140H113L114 142H112L111 140H109ZM109 141H107V142H109ZM177 141H178V143L176 144ZM193 141H192V142H193ZM7 142H8V143H7ZM22 142H23V143L25 142V144H23ZM61 142H63V144H62ZM77 142H79V143H77ZM104 142H103V143H104ZM111 142H112V143H111ZM37 143H38V142H37ZM59 143H61V144L63 145V148H62V145H60ZM66 143H67V144H66ZM80 143H81V144H80ZM98 143H99V142H98ZM98 143L96 144V146L98 145ZM113 143H114V144H113ZM166 143H167L168 145H167ZM181 143H182V144H181ZM186 143H187V142H186ZM197 143H198V142H197ZM79 144H80V145H79ZM100 144H102V142H101ZM111 144H112V145H111ZM154 144H155V145H154ZM194 144L197 145L196 143L193 142V145H194ZM256 144H259V145H256ZM262 144H263V143H262ZM77 145H78V146H77ZM102 145H104V144H102ZM102 145H98V146H101V147H102ZM122 145L125 146V147L123 148V149H125L124 151H123V149H121L123 153H126V151L129 150V148H133V146H131V147L128 146V149H127V147H126L127 145H125V144H123V143H122ZM162 145H163L164 147H162ZM165 145H166L167 147H166ZM193 145H192V143H191V146H187V144H186V145L184 144L183 146L192 147ZM195 145H194L192 148H194ZM10 146H11V148H8V147H10ZM111 146H112V148H111ZM119 146H121V147L119 148ZM172 146H169L167 149H170ZM255 146H256V147H255ZM4 147H5V146H4ZM29 147H30V148H29ZM59 147H60V148H59ZM101 147H100V148H101ZM178 147H177V149H178ZM67 148L69 149V151H68ZM83 148H84V150H86L85 153H84V151L82 152ZM103 148H102V149H103ZM118 148H119V149H118ZM41 149H42V150H41ZM58 149H59V150H58ZM107 149H106V150H107ZM110 149H109V150H110ZM143 149L140 150V149H138V147L134 146L133 150L131 149V150H132L131 153L134 154V155H137V154H139V153L135 154V153H133V152H134V151H136V152H140V154H139V155H140V158H139V159H142V155H141V153L148 152V150H149V149H148L147 151H146V150L144 151ZM156 149H154V150L151 149L150 152H149L150 154L147 153L146 155H149L150 157H151V155H152V157L150 158V160H153V159L156 160V161H154V160H153V161H154V162H157V164L160 165L161 169H163V170H162L163 173H165V175L167 174L166 176H168V175L170 176V174H171V177H174V176H175V177H177V176L179 177V176H180V178H182V180H180V178L177 177V178L179 179V180H178L179 186L185 181L184 179H187V178H189V177H190V182H191V177H192V181H193V180L196 181V179H197V178H196V175H197V174H198L197 177H198V179L200 180V176H199V175H200L201 173H200V171L197 172V171L194 170V167H195V169H196V167H197L196 164H198V163H195V165H194V164H193V163H194V160H193V163H191L192 165H190V166H191V167H190V166H188L189 164L186 162V160H187V161L190 163V161L188 160L189 157H188V158H182V157H179V156H183V155L176 156L178 153H174V154H176L175 156L178 157V159H175L176 157L173 156L172 153H171V152H173L174 150L176 151L175 148H174V149L172 148L173 151H171V152H170V151H167V152L164 151V153H163V152L158 153L159 151L156 152ZM172 149H170V150H172ZM183 149H184V148H183ZM248 149H250V150H248ZM252 149L249 147V148L246 149V151L249 152V151H251ZM56 150H57V151H56ZM112 150H113V151H112ZM121 150H119V151L121 152ZM138 150H139V151H138ZM10 151H11V150H10ZM30 151H28V154H30ZM33 151H34V149H33ZM33 151H32V152H33ZM58 151H59V153H58V155H57L56 152H58ZM60 151H61V152H60ZM129 151H130V150H129ZM129 151H128V152H129ZM143 151H144V152H143ZM52 152L55 153V154H53ZM80 152H82V153H81V157H80V155H79ZM128 152H127V153H128ZM168 152H170L171 155L167 157V156H165V155H169L170 153H168ZM177 152H178V151H177ZM248 152L244 153V155L247 156V153H248ZM251 152H253V151H251ZM251 152H250V154H251ZM1 153L4 155V153H3L2 151L0 152V154H1ZM152 153H153V154H152ZM161 153H162L163 155H162ZM2 154H1V155H2ZM83 154H85V155L82 156ZM128 154H129V153H128ZM154 154H155V158H154ZM180 154H182V152H181ZM250 154H248V155H250ZM262 154H264V153H262ZM52 155H53V156H52ZM125 155H127V154H125ZM139 155H138V156H139ZM260 155H261V154H260ZM260 155H259V156H260ZM128 156H131V154L128 155ZM138 156H137V157H138ZM171 156H172L173 158L175 157V158H174L175 160L171 159V158H172ZM192 156H193V157H192ZM259 156H257L256 158H258V159L260 160L261 158H259ZM263 156H264V155H263ZM263 156L261 155L262 159H263ZM29 157H30V156H29ZM39 157H40V158H39ZM46 157H47V158H46ZM58 157H59V158H58ZM61 157H62V158H61ZM76 157H77V158H76ZM83 157H84V158H83ZM131 157H133V155H132ZM134 157H136V156H134ZM191 157H192V159H193L195 156H194V155H191ZM241 157H242V158H241ZM241 157H240V159H239V161H240L241 159H243V160H241V163H243V161H244L245 163H246V162H249L248 160H247V161L244 160L245 156H241ZM243 157H244V158H243ZM26 158H28V157H26ZM53 158H54V157H53ZM53 158H52V160L55 162V163H54L55 168L58 167L57 171H56V170H51V169L49 168V167L53 164V163H52L53 161H51L52 164H50V162H49L50 166H49V165L46 166V164H48V162L45 163V162L42 160L43 162H42L41 165H43L44 163H45V165H43V167H42L41 165L38 164L39 166L37 167V173L39 172L38 169H40V172H42L43 174L41 173V175H40V172H39V173H38L39 176H35V175H34L35 173H33L32 167H31V166L28 167L29 165H28V166L25 165V164L28 163L27 161H26L27 163L24 162L23 165L26 166V167H28V168L21 166L22 169H25V168H26L27 170L23 173V172H21V168H20V173L25 174V173L27 172L26 174H27V176L29 177V175H28V171L30 172V171L32 170V171H31L32 173L30 172V176H31V177H32V176H34V177H38L39 179L41 178L40 181L43 179V181L46 182V181H50L49 178L47 179V176H48L47 174H49V173L46 174V171H47V172H49V171L46 170V171L44 172V170L46 169V167H47L48 169H50V175H52V173L55 171V173L53 174V176H54V180L52 179L53 177L51 178V176L49 175V177L51 178L50 184H49V182H47V183H45L44 186H43V184H44L43 181H41V182H43V184H40V182H39V180H38L37 178H35V179H37V180H35V179L33 178V180L36 181L37 184H38V182H39L38 185H41V188L43 187L44 189H46L45 187L48 188L49 185H50L49 187H51V184H52V185L55 184L54 188L57 186V189H58L62 184H65V183H66V184H65L66 186H64L65 188H64L63 185H62L58 190H57L56 188H55L54 190H53V188H48V189H46V190L44 191V190L40 189V186H38V188L40 189V191H43L41 195L44 196V194H45V196H46V197H43V198L47 199V197H48L47 201L45 200L46 203L50 204L49 206H51V205L53 204V206H55V207H57V208L60 207V209H63V210H62V211H61L60 209H59V210H60L61 212H65V213H66L65 215H66L67 217L71 215V214L68 213V212H71L72 215H73V214H76L75 211L78 210V208H79L80 211L78 210V212H77V211H76V212H77V214H78L77 216H81V217H82V218L79 217L80 219H82V222H83V216H84V215H83V213H81V212H85V211H84L85 209H86L87 211L89 210V211H91V214H89V213L86 211L87 213H86V212L84 213V214H85L84 218L86 217V214H87V216H88V214H89V215H90V218H91V221H92V220L95 219L94 217H95V215H96V218L98 217V218H97L98 221H100V220L102 219V220L100 221L101 223H99V222L97 221V219H95V222L92 221L94 224L90 222L89 225H86V226H88L90 229L92 228V229L90 230L88 227H83V226H81L80 223H79V224H80V225H79V224H78V221H79V220L76 221L77 219H76V216H75V215H74V216H75V219H76V220L73 218L74 220L72 221V217H73V216L71 215V216H70V220H71L73 223H77V224H74V226H75V225H77V226L79 225L78 227L75 226V228H76V227H77V228L80 227V228L82 229V227H83V230H84V231L82 230V231L84 232V234H83V232L80 231V230H81L80 228H79L80 233H78L79 231L77 232V228L75 229V232H77V233H78V236L81 237V239H80L79 237H77V239H78V238L80 239V241H79V239H78L79 243L81 242V240H83L82 238L85 237L86 239L84 238V242L87 244L88 247L85 246L86 244H84V245L82 246V245H81V244L83 243V242H82V243L80 244V246L77 244L79 247H82V248H77V247H76L77 245L74 246V247H76L77 249H80V250L74 249V247H73L72 249H70V246L68 247L69 250H65V249H68V248H66V247H65L64 249H62L63 247H61V249L58 248V249H59V250H58V249H55V247H56V243H57V239L54 238L53 240H54V241L56 240V242H55V246L52 247V245H51L52 250H54L53 253H52V255H51L52 257H54V260H53V259L50 258V256H47V255L45 256V255H44V254H46V252H45L44 249H46V251H47V249L49 248V245H50L51 243H52V244L54 243V242H52L53 240L51 241V239H49V240L51 241V242H50V241L48 240V238H47V236H48L49 238H52L53 236H52V234H51V236H49L50 231H48L47 228H45V226L47 225V223H46L45 221H46V220L48 221L47 217L45 216L46 219L41 218V220L43 219L41 222H42L43 224L46 223L45 226L42 227V228L45 229L44 231L47 230V231H46V235H47V236L44 235V233H43L44 231H43V232L41 231L42 234L40 233L39 235H41V236L43 235V236H42V237L40 236V239H39V238L37 239V240H41V241H37V244L42 245V247L37 245L38 248L41 247V249H43V247H45V246L48 245L47 248L45 247V248L43 249V250H44V254H43V253H41V254L37 253V252H42L43 250H42V251H41V250H40V251H37V250H33L32 248H31V249H32L33 251H35V253H33V251L31 252V249H29L30 252H27L28 249H25L26 246H25V248L23 247L25 250L22 251V250L20 249V250H21V251H20L19 249H17V247H19V244H18V245H17V244H15V245H12V244L9 245V246H11L12 248H13V246H15L13 249L10 250L8 244H6V245L8 246V250H10V251H8V250L5 249V247H7V246H5V247L3 246V247H4V251H3V247L0 248V250L2 249L1 252H0V257H2V258H0V264H11L12 262H13V264H17V261H18L19 264H29V263H31V261L33 262V263H31V264H34V261H33V260L36 259V258H33L34 255L37 257L36 260H38V257H39V262H43V264H47L48 262H49V263L51 262L50 264H54V263L56 264L57 260L60 259V258H63V259H64V261H63L62 259H60V260L63 261L64 264H65V262L67 263V262H73V261H74L75 264H119V263H120L119 260H120L121 262H123L122 259H119V258H123V257H124V256H123V257L120 256V255H123V254H122V253H123L122 251H127V253H129V252L131 251V253H132V255H133V253L135 252V250H137L139 253H140V251L143 252V251L145 250V252H143V253H146V254H147V253H149V252H147L146 249L149 250V247H148V246L152 245L151 243H153V245H154V247H155V245L157 246V244H158V242H160V240H161L160 243L163 242L162 239L164 238V233L161 232V231H162V225L160 224V222H159V224H158V221H156L157 223H155L153 226H150V230H149V232L147 231L149 234H148L147 232L144 233V234H146V236L143 235L142 232L138 231V228H137V227H139V225H141L140 223H138L139 225L135 226L136 228L134 229V232H135V231H138L137 234H139V235H140L141 237H143L144 239L149 235L147 238L150 237L151 240H149V239L146 238V240H149V241H146V240H145L146 243H144V241H142L143 238H141L140 236H139L140 238L137 237V236L135 237V235H137L136 232H135V234H133V233H129V234H127L125 237H122L123 240L125 239L124 241H122V240L120 241V239H119L120 242H118V224H117L118 221H117V220H114V221H113L114 218H115V219H118V216H117V215H118V207H117V209L114 208V209L116 210V211H114V212H112V211H113V208H112V210H110L112 213H114V214H112V213L109 211V209H111V206H109V204H108L110 201H112L111 198H114V196H115L116 198H114V199H115L116 201H114V199H113L114 202L112 201L113 203H110V205H111V204H112V205L114 204L113 207H114V206L116 207V206L118 205V202H117V201H118V199H117V197H118V190H117V189H118V182H117L116 180H114V179L104 178V176L102 175V178H103V179H108L110 182L107 181V180H102L101 177H99V181H100V179H101V181H100L101 185H100V183L97 182V183H98V186H97L96 189H98L99 186H101L100 188H102L103 190L100 189V192H99V190H98L99 193L96 192V190H95L94 193H97V194L95 195L94 193H92V194H94V195H93L94 197H93L92 195H91V196H92V198L94 199L95 196H97V195H99L100 193H102L101 190H102L103 192H104V190H105V191H106V194H105V195L108 194L106 197L108 198V196L110 195V196H109L110 198H108L110 201H109L107 198H105V197H104L105 195H103V194H101V195L98 196L99 199L101 198V200H102V197H101V196H103V199H104V200L107 199L108 202L106 203L105 201H103V202H104V203H103V202L100 201V203H101L102 205H101V204H100V205L97 204V203H99V201L97 200L98 197H96L97 199L95 198L94 200L91 198V199H90L91 201L89 200V198L85 200V197H86V196H85V197H83V196L86 195V193L83 191V192H84V194H83V192H81L82 189H81L80 191H77V190H79L78 188H76V187H78L77 184H76V186H71V187L69 186V187H68V190H69L70 188H71V189H72V188H75V189H76V192H75V189H74L73 192H72V190H70L71 192L67 191V188H66V187L70 184L71 179H73V177H72L73 174H72L71 178L69 179L70 182H69V184H68V180H67V177H66V176H67V174H68L67 172L69 171L68 168L70 169V167L67 168V166H66L67 164H66V163H64V162L62 163V162H61L62 164H60V162H59L58 160L55 161V158H54V159H53ZM64 158H65V159H64ZM80 158H81V159H80ZM82 158H83V159H82ZM78 159H79V160H78ZM84 159H86V161H85ZM161 159H162V160H161ZM164 159H165V160H164ZM190 159H191V158H190ZM192 159H191V161H192ZM87 160H88V161H87ZM148 160H149V159H148ZM180 160H181V161H180ZM184 160H185V162H184ZM255 160H256V159H255ZM259 160H258V163H257V160H256V163H257V164L262 163V162H260ZM76 161H77V162H76ZM81 161H82V162H81ZM195 161H196V160H195ZM237 161H238V160H237ZM261 161H263V160H261ZM57 162L59 163V165H64V164H65V165H64L65 168L62 166V169H63V168L66 169V170H63L66 174L62 173V174H63L62 177L64 176L66 182L61 180V181L63 182L62 184H61V181H60V179H59V176L56 174V172H58L59 167H60V166H57V165H58ZM79 162H80V163H79ZM89 162H90V164H88ZM175 162H176V163L178 162V163L175 164ZM263 162H264V161H263ZM39 163H40V161H39ZM73 163H74V165H73ZM81 163H82V165H81ZM84 163H85V164H84ZM184 163H186V165H187V164H188V165L186 166ZM241 163L237 162V164H240V165H241ZM55 164H56V165H55ZM83 164H84V167H85L86 164H88V165H86V167H85L86 169L88 168V169H87L88 171H87L86 169H84V168H83V169H84L85 171H84L83 169H81V168L83 167ZM161 164H162V166H161ZM172 164H173V165H172ZM182 164H184L187 168H188V167H189V168H192V167H193V169H192V170L189 169L188 171L186 170V171H187V172H186V171L184 170V169H186V167L184 168V165H182ZM262 164H263V165L260 164L261 166L259 165V170L264 171V163H262ZM71 165H69V166H71ZM175 165H176V167H175ZM240 165H239V168H240V167L242 168V166H240ZM40 166H41L42 168H41ZM44 166H45V167H44ZM48 166H49V167H48ZM54 166H53V168H54ZM87 166H88V167H87ZM181 166H182V167H181ZM236 167H238V165H237ZM260 167H261L262 169H261ZM51 168H52V167H51ZM53 168H52V169H53ZM60 168H61V167H60ZM183 168H184V169H183ZM239 168H237V170H239ZM29 169H30V170H29ZM62 169H61V171H62ZM72 169H71V171H72ZM91 169H92V170H91ZM172 169H173V170H172ZM242 169H244V168H242ZM242 169H241V170H242ZM80 170H81V171H80ZM93 170H94V171H93ZM193 170H194V171H193ZM22 171H24V170H22ZM51 171H52V173H51ZM59 171H60V170H59ZM71 171H70V172H71ZM77 171H75V172H77ZM95 171H96V172H95ZM183 171H184V172H183ZM190 171H192V172H190ZM243 171H244V170H243ZM243 171H242V172H243ZM70 172H69V176H68V177H70V175H71ZM90 172H91V173H90ZM176 172H177L178 174H177ZM188 172H189V173H188ZM195 172H196L197 174H195V176H194L193 174H194ZM239 172H241V171H239ZM246 172H247V171H246ZM20 173H19L18 177H19V176H22V174H20ZM58 173H59V172H58ZM85 173H86V174H85ZM89 173H90V174H89ZM96 173H97V174H96ZM31 174H32V175H31ZM45 174H46V176H45ZM55 174H56V176L58 177V180H56L57 178H56ZM59 174H60V173H59ZM88 174H89V175H88ZM173 174H174V175H173ZM179 174H180V175H179ZM36 175H37V174H36ZM42 175H44V176H42ZM65 175H66V176H65ZM79 175H80V176H79ZM82 175H83V177H82ZM87 175H88V176H87ZM90 175H93V176H91V177H93V178H91ZM95 175H98V177L95 176ZM24 176H26V175H24ZM24 176L22 177V179L24 178ZM28 177H25V178H28ZM43 177H44V178H43ZM45 177H46V178H45ZM60 177H61V176H60ZM78 177H79V178H78ZM87 177H88L89 179H88ZM19 178H21V177H19ZM19 178H18V179H19ZM25 178H24V179H25ZM64 178H61V179H64ZM22 179H20V180H22ZM45 179H46V181H45ZM80 179L85 180V181L80 182ZM198 179H197L196 182L199 183ZM25 180H26L27 182H28V180H29V182L32 183V178H31V179L28 178V180H27V179H25ZM25 180H23V181L26 183V187H27V186H28V185H27L28 183H27ZM52 180H53L54 182L58 181V183L56 182L57 184H56V183L53 184V183H52V182H53ZM55 180H56V181H55ZM111 180H112V182H113V181H116L117 183L114 182L115 184H113V183L111 182ZM183 180H184V181H183ZM23 181H19V182L22 183V184H24ZM86 181H87V182H86ZM179 181H181L182 183H180ZM59 182H60V185H58ZM64 182H65V183H64ZM31 183H29V185H30ZM33 183H35V182H33ZM33 183H32V184H33ZM97 183H95V184H97ZM111 183L113 184V186H112ZM37 184H36V185H37ZM46 184H47V185H46ZM48 184H49V185H48ZM110 184H111V185H110ZM116 184H117V185H116ZM115 185H116V186H115ZM24 186H25V185H24ZM92 186H94V185H92ZM83 187H85V188H83ZM115 187H116V188H115ZM63 188L65 189V191H62V190H64ZM114 188H115V190H114ZM217 188H219V187H217ZM217 188H211V190H212L213 192H214L215 190H216L215 192H218V191L220 192V189H222L221 187H220V189H217ZM51 189H52L53 191H52ZM61 189H62V190H61ZM85 189H86V190H85ZM90 189H88V191H89L88 193H89V194L87 193V197H88V195H90V192H91ZM213 189H214V190H213ZM47 190H48V191H47ZM55 190H56V192L59 193V194H60V192H61L60 197H59V196H55V195H59V194H54V196L52 195L53 197H50V199L52 198V199H51V202L48 201V200H49V196H51V195L47 196L48 193H50V192L52 193V192H54ZM58 191H60V192H58ZM114 191H115V192H114ZM212 191H211V192H212ZM221 191H222V190H221ZM56 192H55V193H56ZM64 192H65V193H66V192H69V194L66 195L67 193L64 194ZM77 192H79V193H77ZM80 192L82 193L83 196L80 194ZM215 192H214V193H215ZM40 193H41V192H40ZM62 193H63V195H65V197H64V196L61 197ZM104 193H105V192H104ZM116 193H117V194H116ZM70 194H71V195L74 194V195L71 196ZM78 194H79V195H78ZM114 194H115V195H114ZM112 195H113V196H112ZM116 195H117V196H116ZM66 196H68V197H66ZM74 196H78V199L80 198L79 200H81V198H82V200L84 199L85 202H84V200H83V203H82L81 201H80L81 203H79V200L77 199V206H76V197H74ZM4 197H5V196H4ZM56 197H58V198H56ZM87 197H86V198H87ZM89 197H90V196H89ZM53 198H55V199H53ZM66 198H67V199H66ZM70 199H71V200H70ZM95 200H97V201H95ZM8 201H10V200H8ZM92 201H93V202H92ZM94 201H95L96 203H95ZM49 202H50V203H49ZM72 202H73V205H74V206L71 204ZM116 202H117V203H116ZM11 203H12V205H13L14 200H11L10 202H8V205L11 204ZM59 203H60V204H59ZM74 203H75V204H74ZM84 203H85V204H84ZM180 203H181V204H180ZM180 203H179V201L177 200L176 204H179L180 206L177 205L176 210L180 213V215H181L182 218L186 217L185 219L187 220V226H189V227H191V228L193 229V230L190 229L191 231L189 230V232H190V233H191V232L194 233V232H195V231H194V228L197 226L196 224H198V222H195V221H194L196 224H193V223H194L193 220H195V217H196V216H197L196 219L198 218V216H200V211H201V210L198 211L199 213L197 212V213L199 214V215H198V214L195 213V212H189V209L183 207V206H187V205H184L183 202H181V201H180ZM6 204H7V203H6ZM66 204H67V205H66ZM81 204H82V205H81ZM104 204H107V205H105L106 210L109 211V212L112 214V216H113V215L115 216L113 219H112L111 217H106V218H105V217H102L103 214H104V212H103V211H104V210H103V209H104V208H103V205H104ZM115 204H117V205H115ZM182 204H183V206H182ZM70 205H71V206H70ZM85 205H87V206H85ZM1 206H2V207H3V206L6 207L5 204H4V205H1ZM1 206H0V209L2 208ZM14 206H15V204H14ZM49 206H48V207H49ZM53 206H52V207H53ZM62 206H63V207H62ZM100 206H101V207H100ZM106 206H108V207H106ZM218 206H219V205L217 204V205H215L213 208L211 207V208H212L211 211L214 213L215 210L213 211V209H216V210H217V208H218V210H217L216 212H218V214H220L223 210L226 211L225 209H222V208H221L222 210H220V208H219ZM7 207H8V206H7ZM10 207H12V206H9L8 209H7V208H3V209H4L5 212H6V210H10V209H9ZM66 207L69 208V209H67ZM75 207H76V208H75ZM80 207H81V208H80ZM82 207H83L84 209H83ZM86 207H88V209H87ZM172 207H174V206H172ZM187 207H188V206H187ZM102 208H103V209H102ZM52 209H53V208H52ZM70 209H71V210H70ZM100 209H101V210H100ZM178 209H179V210H178ZM4 210H2V209L0 210V212H1V213H0V214H1V215H0V216H1V217H0V218H1L0 221H3L2 219L5 220L4 217H8V215L5 216L6 214H5V215L2 214ZM57 210H58V209H57ZM92 210H93V211H92ZM107 211H105V212H107ZM5 212H4V213H5ZM73 212H74V213H73ZM94 212H95V213H94ZM99 212H100L101 214H100ZM201 212H202V211H201ZM216 212H215V213H216ZM231 212H232V211H230V213H228V214H229L228 217H231L230 219H233V220H234V221L232 220V221H233L232 224H233L235 221H237V220L239 221L240 217H239L238 214H234V212H232V213H231ZM93 213H94V217H92V216H93V215H92ZM98 213H99V214H98ZM110 213H105V215H106V216L111 215ZM193 213L195 214V216H194ZM202 213H203V212H202ZM202 213H201V214H202ZM2 215H3V216H2ZM82 215H83V216H82ZM99 215H101L102 218H101ZM105 215H104V216H105ZM202 215H203V214H202ZM216 215H217V213H216L214 216H216ZM263 215H264V213L262 212V218H261L262 221L264 220V218H263L264 216H263ZM237 216L239 217V219H238ZM43 217H44V216H43ZM88 217H89V216H88ZM116 217H117V218H116ZM68 218H69V217H68ZM79 218H78V219H79ZM86 218H87V217H86ZM99 218H101V219H99ZM103 218H104V219H108V218H110L111 220H110V221L108 220L109 223L107 224V222H108V221H107V222H105V223H106V224H105L104 221H106V220L103 221ZM88 219H89V218H88ZM236 219H237V220H236ZM66 220H67V219H66ZM70 220H69V221H70ZM85 220H86V219H84V221H85ZM67 221H68V220H67ZM87 221L89 222V220H87ZM102 221H103L104 224H102ZM196 221H197V220H196ZM79 222H81V220H80ZM88 222H87V223H88ZM96 222H98V223H96ZM116 222H117V223H116ZM134 222H135V221H134ZM134 222H133V223H134ZM95 223H96V227H95ZM114 223H115V225H114ZM126 223H127V222H126ZM133 223H132V225H133ZM135 223H137V222H135ZM236 223H237V222H236ZM238 223H239V222H238ZM43 224H42V226H43ZM84 224H85V223H82V225H84ZM127 224H128V225H131V221H129ZM156 224H158L159 227H158ZM234 224H235V223H234ZM99 225H103L101 229H99V228H100ZM135 225H136V224H135ZM160 225H161V226H160ZM193 225H195V226H193ZM262 225H263V226H261V228H259V234L262 235V233H263V237H264V232H263V231H264V223H263ZM0 226H1V225H0ZM90 226H91V227H90ZM93 226H94V227H93ZM113 226H114V227H113ZM155 226H156V228H160V229H158L160 232L155 228ZM1 227H3V226H1ZM97 227H98L99 230L97 229ZM189 227H188V228H189ZM84 228H85V229L88 228V229L86 230V231H87L86 233H85V229H84ZM93 228H94V231H96L95 228L97 229V231L94 232V231H93ZM109 229H110V230H109ZM114 229H115V230H114ZM136 229H137V230H136ZM151 229L153 230V234H151V233H152V232H151V231H152ZM154 229H156V230H154ZM226 229H227V234H230V232H231L232 230H231L229 227H227ZM228 229H229V230H228ZM260 229H261V230H260ZM88 230L90 231V233H89ZM100 230H101V231H100ZM116 230H117V231H116ZM99 231H100V232H99ZM48 232H49V233H48ZM81 232H82V233H81ZM131 232H133V229H132ZM77 233H76V234H77ZM97 233H98V235H97ZM100 233H101L102 235H101ZM140 233H141V234H140ZM155 233H157V235H156ZM162 233H163V236H162ZM193 233H191V234H193ZM80 234H81V235L83 234V235H85V236H81ZM132 234H133V235H132ZM160 234H161V236H160ZM99 235H101L102 238H101ZM131 235H132V237H131ZM142 235H143V236H142ZM150 235H151V236H150ZM96 236H98V237H96ZM153 236L157 237L158 239L155 238V237H153ZM159 236H160V237H159ZM130 237H131V238H130ZM134 237H135L136 239L133 241ZM194 237H195V238H198V237H196V236H194ZM87 238H88L89 240H88ZM126 238H127V239H126ZM155 239H156V241L158 240L157 242H155L156 244H154V242H152V240L154 241ZM138 240H139V242L142 241L141 243L145 244V245H143V244L140 243V244L143 246V248H141L142 246L139 244V245L141 246V247H140V250H139V247H135V246H139L138 243H136ZM130 241H132V242H134V243H132V242H130ZM150 241H151V242H150ZM195 241H198V240L195 239ZM38 242H40V243H38ZM46 242H47V243H46ZM48 242H49V244H48ZM123 242H124V244H123ZM149 242H150V243H149ZM77 243H78V242H77ZM89 243H90V244H89ZM118 243H119V244L122 243V244H120V245H125V246H124V247L122 246V248H121V246L118 245ZM126 243H127V244H126ZM128 243H129V245H128ZM131 243H132V244H131ZM45 244H46V245H45ZM130 244H131V246H133L134 244H137V245H134V246H133V248L135 247L134 249H133L132 247H129V249H128L127 246H130ZM4 245H5V244H4ZM16 245H17V247H16ZM53 245H54V244H53ZM89 245H90V246H89ZM153 245H152V246H153ZM22 246H24V245L20 244V247H19V248H21ZM71 246H72V245H71ZM118 246H120V247H118ZM145 246H147L148 248H146ZM152 246H150V247H151L150 249H152V251H153ZM158 246H159V245H158ZM11 247H10V248H11ZM93 247H94V248H93ZM125 247H126V248H125ZM15 248L17 249V253H18L17 255H16V251H15L16 249H15ZM23 248H22V249H23ZM28 248H29V247H28ZM51 248H49V249H51ZM84 248H85V250H86V248H87V249L89 248L88 253H87V251H81V249H84ZM105 248H107V249H105ZM123 248H124L125 250H123ZM130 248H131L132 250H130ZM93 249H94V251H93ZM118 249H119V250H118ZM120 249H121L122 251H121ZM127 249H128L129 251H128ZM142 249H144V250H142ZM13 250L15 251V253H14ZM56 250H57V251H56ZM64 250L67 251V252L65 253ZM73 250H75V251H73ZM76 250H77L78 252H80V251H81V252H80L79 254H78V253H75V254H77L78 256L75 255V254H74V256H73V252H77ZM90 250H92V251H90ZM97 250H98V252H97ZM103 250H104V251H103ZM133 250H134V252H132ZM12 251H13V252H12ZM19 251L21 252V253H20L21 255H19ZM25 251H26V252H25ZM70 251H71V253H69ZM119 251H120V252H119ZM137 251H136V252H137ZM154 251H155V250H154ZM24 252H25V254H23ZM58 252H60L59 255H61L62 257H61V256L58 257V256H59V255H58ZM84 252H85L86 254H85ZM90 252H91V253H90ZM93 252H94V253H93ZM118 252H119L120 254H118ZM138 252L135 253V254L138 255V257H140V256H142V257H145V256H146V257H147V256L149 255V254H148V255H145V254H144V256H143V253H140V254H141V255H140ZM8 253H9V254H8ZM13 253H14V254H13ZM26 253H27V254H26ZM31 253H33V255H32ZM56 253H57V254H56ZM62 253H63V255H62ZM67 253H69V255H70V254H71V255L69 256V255H67ZM81 253H84V254L82 255ZM89 253H90V254H89ZM97 253H98V254H97ZM22 254H23V256H24V255L27 256V255L29 254V255H28V261H25V259L27 260V258L23 257ZM80 254H81V255H80ZM101 254H102V255H101ZM135 254H134V255H135ZM12 255L16 256V257H14V258H17L18 255H19V257L22 256V258H23L24 260H22L21 258L18 257L19 259H18V258H17L18 260L15 259V260H16V263H15V260H14V258H13ZM31 255H32V258H33V259H32L31 261H29V260H30L29 257H31ZM43 255H44V256H43ZM53 255H54V256H53ZM57 255H58V256H57ZM87 255H88V256H87ZM118 255H119V257H118ZM137 255H136V256H137ZM139 255H140V256H139ZM9 256H11V260H10V257H9ZM66 256H67V258H66ZM89 256H91V257H89ZM64 257H65V258H64ZM75 257H76V258H75ZM142 257H141V258H142ZM41 258H42L43 260L45 259L46 261H42V260H40ZM55 258H57V259H55ZM68 258H69V259H68ZM71 258H72V260H71ZM12 259H13V260H12ZM66 259H68V260H66ZM73 259H74V260H73ZM129 259H131V258H129ZM129 259H128L127 257H125V259H123V260H128V262H127V261H126V262L124 261V263L127 264V263H129V261H130L131 263L134 264V260H136V259H134V260H133V259H132V260H129ZM145 259H147V258H144V260H145ZM19 260H20V261H19ZM21 260H22V261H21ZM60 260H58V262H59ZM69 260H70V261H69ZM62 261H61V262H62ZM136 261H137V260H136ZM22 262H23V263H22ZM25 262H28V263H25ZM39 262H38L37 264H39ZM46 262H47V263H46ZM58 262H57V263H58ZM35 263H36V261H35ZM49 263H48V264H49ZM63 263H62V264H63ZM40 264H41V263H40ZM58 264H59V263H58ZM60 264H61V263H60ZM67 264H71V263H67ZM72 264H73V263H72ZM135 264H137V263H135Z\"/></svg>",
	"mask_w": 264,
	"mask_h": 264
}]
</instances>
